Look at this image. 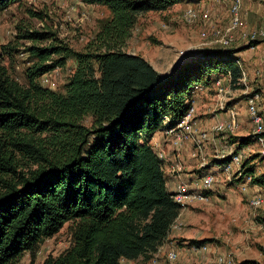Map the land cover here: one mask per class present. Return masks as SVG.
<instances>
[{
  "label": "trees",
  "instance_id": "trees-1",
  "mask_svg": "<svg viewBox=\"0 0 264 264\" xmlns=\"http://www.w3.org/2000/svg\"><path fill=\"white\" fill-rule=\"evenodd\" d=\"M19 1L0 0V14ZM79 1L109 11L82 49L51 30H24L17 36L29 41L24 83L0 64V264H17L67 222L71 245L42 264L149 260L181 210L151 144L153 135L185 115L192 97L204 91L199 87L220 77L233 83L242 77L231 48L187 55L165 76L124 49L140 16L182 0ZM13 52L16 44L0 45V57ZM69 58L75 66L63 91L43 85L41 76ZM229 142L237 154L247 139L229 137ZM258 157L243 160L237 181L264 185Z\"/></svg>",
  "mask_w": 264,
  "mask_h": 264
},
{
  "label": "rangeland",
  "instance_id": "rangeland-1",
  "mask_svg": "<svg viewBox=\"0 0 264 264\" xmlns=\"http://www.w3.org/2000/svg\"><path fill=\"white\" fill-rule=\"evenodd\" d=\"M230 3L231 0H182L166 11L143 14L138 18L124 49L139 54L157 72L162 70L167 75L187 55L198 54L205 49L224 48L213 42L214 35L210 33L229 23ZM241 4L245 28L232 33L233 42L227 48L243 51L236 55L242 67V77L235 83L229 77H220L222 98H225L227 107L238 111L240 119L233 133L224 131L219 136L224 139L218 144L217 154L234 152L236 144H231L229 137H246L247 143L241 149L237 148L242 155L239 161L258 154L255 164L257 174H260L264 172V130L257 132L248 100L253 99L256 114L264 120V34L254 39L257 40L254 46L239 47L250 44V40L241 35L242 31L264 32V0H241ZM187 7L196 9L200 14L193 23L182 18ZM204 12H207V18L202 16ZM108 15L105 6L85 4L79 0H21L13 3L0 14V45L16 44V52L12 56L3 54L0 64L7 68L10 76L23 84V68L29 60L25 47L29 41L17 38L19 34L24 30H51L58 39L80 50L96 33L99 22ZM204 32L208 34L206 37ZM42 44H47V41ZM74 66L75 61L69 58L64 67L49 71L48 82L55 84L49 88L63 91V84ZM42 83L48 86V83ZM214 94L217 95L216 87ZM212 113H222L217 120L228 116L227 112L225 116L224 111L218 107ZM195 115L196 108L193 121ZM84 124L89 126V117L84 119ZM209 130L200 132L208 133ZM199 148L195 145L194 155ZM236 178V175L229 179L222 175L214 188L205 193L206 200L193 198L182 207L183 218L178 219L182 223H176L181 224L179 230L190 236L186 242L181 237L171 236L149 260H121L120 264H216L217 255L232 258L234 264L246 259L264 264V185L252 184L247 180L240 182ZM243 185L245 189H242ZM255 193L263 196V202L258 208L249 204L250 197ZM70 224L65 223L57 233L39 243L33 252H25L17 264H42L48 256L56 257L64 252L72 241ZM189 239L206 240L208 251L203 254L191 252ZM171 244H175L179 250L175 261L167 259Z\"/></svg>",
  "mask_w": 264,
  "mask_h": 264
},
{
  "label": "built area",
  "instance_id": "built-area-1",
  "mask_svg": "<svg viewBox=\"0 0 264 264\" xmlns=\"http://www.w3.org/2000/svg\"><path fill=\"white\" fill-rule=\"evenodd\" d=\"M229 13H230V21L229 23L224 27L220 29L213 30L212 33L214 35V43H219L224 48L229 47L233 42V36L232 33H236L238 30H243L245 28V22L244 17L242 14V4L241 0H231L230 6H229ZM204 18L208 17L207 12H204L202 14ZM200 17V14L198 11L192 7L185 8L182 18L188 22L193 23ZM264 32H246L242 31L241 35L243 37H247L248 40H254L259 35H263ZM204 37H206L208 34L206 32L203 33ZM239 62V60H237ZM48 74H43L42 81L48 83L47 87H53L55 84L54 82H48ZM44 85V84H43ZM214 85L216 86V91L218 96H222L223 88L221 87L220 78L215 80ZM200 91H203L204 89L199 87ZM249 108L250 113L253 118V121L257 125V132L264 130V120L261 119L259 115L256 114L253 99H249ZM223 104L220 106L219 109H225L222 108ZM228 116L225 119L217 120L210 128L209 132H200L198 134V138L195 140V145L199 147L201 145L202 140L206 139L208 134H215V133H221L224 131L232 132L238 127V119L237 114L234 109L226 108L225 109ZM194 111L195 106L193 103L188 108L185 115L178 120L175 124L169 126L168 128L163 129V133L166 136H169L172 140V143L174 145H179L181 140L184 137V134L187 130L192 128V125L194 123ZM168 121V120H167ZM160 159H164V154L162 152H157ZM194 155V153H193ZM219 159H227L226 162H223L220 167L219 165L216 167L219 168L222 171L229 172L233 167L238 166L240 164L239 161V155L233 154V153H225L222 152L219 155ZM216 181V174L215 171L211 173H207L202 177L200 187L198 191H190L186 188L184 183L178 182L174 185V187L171 189L172 197L173 199L181 205V208L184 207V205L193 198H198L202 200L207 199V195L205 194V191H208L212 189ZM247 181H249V178H247ZM245 184V183H243ZM246 186V184H245ZM245 186H242V189H245ZM263 202V196L260 193L253 194L249 199V204L253 208H258ZM181 224H177L176 222H173L171 225L170 230L172 229H179ZM264 229V227H263ZM208 251V247L205 243L203 244H192L191 245V252L196 254H203ZM177 251L174 248H171L167 251V259L170 261H175L177 259ZM216 264H234L233 259L230 257H226L223 255H217L215 257Z\"/></svg>",
  "mask_w": 264,
  "mask_h": 264
},
{
  "label": "crops",
  "instance_id": "crops-1",
  "mask_svg": "<svg viewBox=\"0 0 264 264\" xmlns=\"http://www.w3.org/2000/svg\"><path fill=\"white\" fill-rule=\"evenodd\" d=\"M242 47L247 48L246 45L243 44V46L241 45L239 49ZM242 52L243 51L241 50L237 51L236 55L237 53H242ZM158 72H160L161 76H165L167 73L162 70ZM215 87L216 86L212 84L210 87L205 88L202 93H197L192 97V103L196 108V115H195L196 119L194 121V124L192 125V128L185 132L184 137L179 145H174L172 143L171 138L169 136H166L162 130L157 131L151 139V144L153 145V147L158 152H162L164 154V159H163L164 172L167 180L166 183L170 190L174 187L176 183L181 182L184 183V185L188 190L198 191L202 177L205 174L211 173L213 171H215L216 174L215 183L219 180L218 178L221 179L222 175H224L227 179H229V177H232L233 175H236V177H238L241 173L240 169L243 162V160L241 159L239 166L233 167L229 172L222 171L219 168L218 169L216 168L218 165L220 167V165L223 162L227 161L225 159H219L220 153L217 154L218 144H220L221 139H224L223 136L219 137L221 134H223V132L212 134L213 136L208 135L206 139L202 140L200 148L196 151V155H193L194 150H196L194 149L195 140L198 138V134L200 133V131L207 130L208 128L210 129L211 126L217 121L216 118L220 116L219 114H222V113H212L213 109L215 111V108L217 107L221 108L220 106L222 104H223L222 108H232L226 106L225 98L223 99L222 96H218L214 94ZM223 111H224V115L226 116L225 113L226 111L225 110ZM236 114H237V119L239 121L240 118L237 110H236ZM214 153H216L217 155ZM237 154L240 156V158L242 157L240 151H238ZM209 161H214V163H210ZM236 172L238 173L236 174ZM214 186L212 187V189L214 188ZM181 215H182V208L177 218L174 220V222H177L180 217L183 218V215L182 216ZM178 222L182 223L181 220H179ZM180 234H184V235L181 236ZM171 236H178L179 238L181 237L185 239L184 242H186V239L190 238V236H187L179 229L178 230L171 229L166 240H168L169 237ZM190 240L192 239H189L188 241ZM169 247L174 248L177 252H179V250L176 249L177 247L175 244H171ZM240 261L242 260H238L237 262Z\"/></svg>",
  "mask_w": 264,
  "mask_h": 264
}]
</instances>
